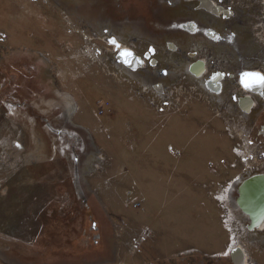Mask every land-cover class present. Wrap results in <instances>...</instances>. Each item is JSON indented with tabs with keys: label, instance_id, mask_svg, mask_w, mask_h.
<instances>
[{
	"label": "rangeland",
	"instance_id": "obj_1",
	"mask_svg": "<svg viewBox=\"0 0 264 264\" xmlns=\"http://www.w3.org/2000/svg\"><path fill=\"white\" fill-rule=\"evenodd\" d=\"M165 2L125 0L124 10L106 15L114 24L102 30L94 21L95 13L82 4L73 7L69 0H0V264H142L139 251L152 241L149 229L154 227L165 229L162 248L172 250L180 242L195 245L187 251L153 253L154 264H232L228 253L237 246L253 262L264 264V247H259L264 232L248 231L247 218L235 204L239 184L257 173L252 168L259 160L244 156L238 147L246 141L233 138L222 117L215 115L226 110L214 106L210 95V103L191 99L180 113H159L130 84L135 79L149 86L179 85L186 59L174 53L160 56L155 69L126 70L130 82L120 83L89 59L86 44L63 17L121 42L137 38L165 51L168 40L190 46L197 38L172 26L178 19L195 20L197 11ZM261 2L240 0L236 10L246 17L252 13L249 8L260 10ZM100 18V23L106 21ZM153 18L161 25V42L154 30L159 25L149 22ZM249 21L244 18L248 26ZM248 26L255 51H264ZM93 44L100 47L99 41ZM189 81L202 90L197 80ZM106 102L112 113L100 116L98 110ZM242 120L248 138L264 151L255 135L259 124L250 129ZM24 168L30 171L24 174ZM73 179L80 184L77 197ZM198 184L206 191L194 197ZM31 194L44 197L33 206H23ZM212 200L219 206L218 243L209 245L201 239L212 225L203 233L206 224L197 228L199 221L193 218L206 216L205 207H214ZM135 204L137 209L132 208ZM34 211L37 222H31ZM179 217L184 220L174 229L170 222L175 225ZM120 221L130 234L124 232L116 240L115 225ZM141 230L146 239L139 253H125L139 234L134 232ZM28 233L34 238L26 237Z\"/></svg>",
	"mask_w": 264,
	"mask_h": 264
},
{
	"label": "built area",
	"instance_id": "obj_2",
	"mask_svg": "<svg viewBox=\"0 0 264 264\" xmlns=\"http://www.w3.org/2000/svg\"><path fill=\"white\" fill-rule=\"evenodd\" d=\"M210 3L217 8H221L223 10H236V8L240 4V0H209ZM46 3V0H43ZM248 8V7H245ZM249 10L252 13H247L246 17L249 21V28H251L252 32L251 35L253 36V40L255 43H258L261 48L264 49V0L261 2L260 10ZM65 22L71 29V31L79 35L83 42L86 44L85 51L88 53L89 59L97 64L102 72L107 76L115 81L118 80L120 83H129L130 79L125 76V67L116 59V54L120 51H129L134 55L138 56L141 60V66L138 68L139 70H148L149 68L155 69L158 65L157 57L159 56H169L171 53L169 50H159L152 47L151 44H148L145 40L141 39H130L127 42H121L116 38L109 36L107 34L98 35L95 32L89 30L81 21L77 23H72L66 15L63 16ZM115 41V43H110L109 41ZM100 42V47L96 48L97 44H93V42ZM149 49H153V52H149ZM179 55H181L185 59L187 58V54H182L180 51H177ZM190 54V53H188ZM194 57V61L198 62L203 67V76H208L209 74H219L222 76L221 80L223 79V75L225 73H230L229 71L232 70L234 67L231 65L229 61V57H218L212 51H209L204 48H197L194 54H191ZM100 56V57H98ZM260 56V55H259ZM261 57V56H260ZM261 59H263L261 57ZM98 61V62H97ZM189 61V60H187ZM242 69H237L236 72V80L231 84V96L238 95L239 97H251L246 90L240 85L239 80L237 79V75L239 72H242ZM260 73L264 74V69H257ZM179 85L176 84L175 86H167L163 87L162 89L156 90L154 87L146 85L142 83L140 80H131V85H134L137 89V93H139L142 97L145 96L151 102V105L155 107V109L159 113H180L182 110V106L187 104L191 101V99H195L198 102H205L210 103L209 96L205 94L197 85L192 84L189 81L187 76H182L179 78ZM217 111V110H216ZM112 113V108L110 103L106 102L101 106L98 110V114L100 116L109 115ZM216 116L222 117L223 122L229 126V132L233 138L242 139V141H246L240 145L239 150L244 154V156L251 155L252 161L259 160L264 161V151L261 148L257 147L253 141L248 138L249 130L247 129V125L243 121L236 119L234 115L225 114L224 112L217 111L215 113ZM244 128L246 129L244 131ZM244 132L246 135L244 136ZM250 147V148H249ZM98 159L103 161V156H98ZM243 159H245L243 157ZM258 161V162H259ZM258 162H253L255 174H264V172H260L261 167L264 166V163L258 164ZM252 166V167H253ZM262 169V168H261ZM134 208H137L138 205H134ZM128 226L125 222L120 221V223L115 225V238H122V233L126 232L130 234V231H127ZM137 237H135L133 242L129 245L127 251L130 254H134L135 252L139 251L141 247V243L144 241L145 233L141 230L138 232ZM121 244H123L121 242ZM242 251L243 254V264H256L252 261L251 257H248L245 254L244 249L240 246H237Z\"/></svg>",
	"mask_w": 264,
	"mask_h": 264
},
{
	"label": "crops",
	"instance_id": "obj_3",
	"mask_svg": "<svg viewBox=\"0 0 264 264\" xmlns=\"http://www.w3.org/2000/svg\"><path fill=\"white\" fill-rule=\"evenodd\" d=\"M188 3H193L194 6H192L193 4H188ZM187 4H188V6L190 5L189 7L192 8L193 10H198V3L196 1H194V0L188 1ZM229 17H231V16H229ZM211 20L212 19H210V21ZM215 20H213L214 24H212V26H211L212 27V31L209 32L210 35L212 36V38H208V37H204L203 38V37H200V36H190V38L193 37V39L194 38H197V39L194 40V42H192L190 46H187L185 48L179 46V44L177 42H175V41L168 40L167 41L168 42L167 45L169 47L168 49L171 51V53H174L175 55H179L177 51H180L182 54H188L190 52V50L192 49V47L198 46V47H203V48H205L207 50H211V51L213 50L215 53L218 54V53H222V52H225V51L226 52H233V50H234L233 49V47H234L233 45L237 44V46L235 48L237 49V51H239V53L241 55L244 56V60H245V64H246V65H244V67L246 69H248V70H255L257 67H256L255 63L253 62V58H254L255 55H257L259 53H260L261 57H264V51H262V50L255 51V45L250 43L249 38H248V33L245 32V30L243 31V30H241L240 28H237V27H234L232 29L227 30V29H225V21L224 20H223V22L220 21V20H218V22H217ZM194 22H199L200 23V21L198 19L195 20ZM27 31L30 32V30H28V29L26 30V32ZM28 35H26V37H28ZM47 38H48V36H47ZM114 38H116V37H114ZM179 56H180V59L184 60V58L181 55H179ZM182 62L183 63H181V64H183V66L185 67L184 68L185 69V74L184 75H186L189 78V80H192V81L193 80H197V82L200 84L202 90L205 93H207L209 96L212 95L211 99L216 104L214 106L218 107L219 109L226 110L227 114H229V115H237V117H239V118H243L245 120L249 119L250 122H256L255 125L259 124V129L260 130L256 131V133H255L256 139H258V140H260L261 142L264 143V132L262 130V128L264 127V110H261L260 112L256 111L257 113L254 112V114L255 113L256 114L254 116H252L251 118H247V117L245 118V116L243 114H250L251 112H253L254 111V107L253 106L247 112L244 111L242 108H240V106H239L240 104L237 103V101L233 102V101L229 100V96L226 93V91L224 90V88L222 90V85H220V87H218V89L216 91H214V92L211 91L210 88H209L210 84H206L205 80H207V78L203 77L202 72L200 71L199 75H197V74H195L193 72V71L197 72V68L194 65L196 62L193 61V60H191V61H185L184 60ZM263 69H264V66H263ZM159 84H162L164 86L163 82H160ZM234 107H237L238 110H235ZM113 108H114V104H113ZM74 113L75 112H73L72 115ZM70 122H72L71 118H70ZM72 123L75 125L74 122H72ZM75 162H77L76 158H75ZM22 171H24V174H27V171H30V169L29 168H24V170H22ZM76 174H78L77 171L75 172V179H77V175ZM79 185H80L79 183L77 185V183H76V181L74 179L72 180V190H73V193H74V197L78 196L77 192H79V189H78ZM197 190H198L197 191L198 193L194 197H197V196L201 195L202 192L206 191L205 190V186L204 185L202 186V184H198ZM169 191L170 190H168V192L165 191L166 197H169V193H170ZM175 191L176 190H173V192H175ZM36 195H37L36 197H32V194H31L28 198H24L23 199L24 200L23 201V206H33V205H35V202H38L39 199H42L44 197L43 195H40V196H38V194H36ZM82 203H84V201H82ZM201 203L203 204V202H201ZM213 203H214L213 209H210V208L208 209L207 207H205L206 216H204L202 218H198V219L195 218V217L193 218V221H195V222L199 221V222H196L198 224L197 228H199L203 223L206 224L205 227L204 226L202 227L203 233L206 232V230L209 228L210 224L212 225V230L209 231V232L207 231L208 235L202 234L203 237L201 239L202 241L209 243V245L211 243L212 244L218 243V237H217V230L218 229H217V227L215 225V222L217 221L216 219H217L218 207L219 206L213 200L210 203L211 206L213 205ZM133 206H132L133 209H137L139 207L138 206L137 208H134ZM182 212H181V214H182ZM25 214H26V217L27 216L29 217V211L27 212V210H26ZM37 215H38L37 211H34V212L30 213L31 222H37V220H38V216ZM182 220H184V219L179 217L178 220L176 221L175 225H173L172 222H170V226L173 227L174 229H177L178 228L177 226H179V221H182ZM28 222H29V220H28ZM188 229H189V231L191 230L193 232V230L191 228H188ZM149 230L152 232V236L150 238V239H152V241L148 242V246L143 248L144 250L139 251L140 252L139 255H141V256H140V258H138V262H140L142 264H145L147 262V260H148L147 264H150V263L154 264V262H150V258H153L154 260L156 259V258L152 257L153 253H155L154 255H157V254L166 255L167 253H170V252L173 253L174 251L176 252L177 250H181V249H185V251H187L189 247H194L195 248V245L193 243H186V244L182 245L181 242L178 243L176 245V248L172 249V250L168 249V247L167 248H162L160 246V241L163 239L162 236H163V233H164L165 229L161 228V227H154V228H150ZM39 232H40V230H38V233ZM149 236H150V234H149ZM26 237L34 238V236H32L29 233L26 235ZM73 238L75 240L76 237H73ZM156 241H158V242L156 243ZM204 252H206V251H204ZM122 253H124V252H122ZM125 253L128 254L127 249H126ZM69 254H74V252H70ZM113 254L116 255L115 251L113 252ZM124 254H122V255H124ZM212 254H214V253H212ZM218 254H221V253H218ZM132 257H134V256H132ZM228 258L230 259V253H228ZM230 261H231V259H230ZM24 264H26V263H24ZM111 264H113V263H111Z\"/></svg>",
	"mask_w": 264,
	"mask_h": 264
},
{
	"label": "flooded vegetation",
	"instance_id": "obj_4",
	"mask_svg": "<svg viewBox=\"0 0 264 264\" xmlns=\"http://www.w3.org/2000/svg\"><path fill=\"white\" fill-rule=\"evenodd\" d=\"M70 1V5H72L73 7H76L78 8V6H84L86 8V10L88 12H93L96 14V16L94 17V21L96 23V25L98 27H100L101 29L102 28H105V29H102V30H108V26L111 25V24H114V22L110 19V17H106V15L109 14V12L113 11L114 9L117 10V12H119L120 10H124V5H125V0H69ZM166 2L164 4L168 5V6H188L187 4V0H178V2H176L175 4L173 3L174 1L172 0H165ZM82 4V5H81ZM183 4V5H182ZM92 7H95V9H91ZM176 9V8H175ZM174 9V10H175ZM197 11V14L196 15V19L195 20H199V22H194L195 20L193 19H190V20H185V21H181L180 19H178V21L172 26L173 28H175L177 31H180V32H185L186 34H188L189 36H200V37H208V38H212V36L210 35V31H212V24L213 23V20H216L218 22V20L222 21L223 20L225 21V29L229 30V29H232L234 27H237V28H240L241 30H245L246 32V28H247V23L244 22V18L247 20L246 17H244V15L240 12H237V10H232V14H231V17L232 16H235L234 17V21L232 19H230L231 17H225L223 15H220V16H214L208 12H205L204 10L202 9H199L198 10H195ZM237 14V15H236ZM101 15V16H99ZM100 17H105L106 21L104 23H100L101 21V18ZM233 18V17H232ZM210 19H212L210 21ZM153 26L155 25H159V28L158 29H154L160 39V42L163 40L161 39L162 37L160 36L161 35V25L160 23L157 21V19L153 18L152 20L149 21ZM249 27V26H248ZM170 28V27H169ZM160 30V31H159ZM111 36V35H109ZM137 39V38H136ZM165 41L167 39H164ZM167 41L164 42V48L169 50L168 48V45H167ZM233 52H222V53H215L213 50L212 52L218 56V57H225V56H228L230 59V63L231 65L234 67L232 70H230L229 72L230 73H225V75H223V79L219 81V84L222 85V90L224 88L225 90V87L227 88L228 92H229V95L231 94V84L233 82H235L236 80V74L238 72H236L237 69H241L240 67L241 66H244L246 65L245 64V60H244V56L241 55L239 53V51H237V49L235 48L237 46L236 45H233ZM197 48H203V47H198V46H194L192 47V49L190 50V54H187V58L189 59H186L191 61L193 60L194 61V57H192L191 54H194V52L196 51ZM205 49V48H204ZM170 51V50H169ZM211 51V50H209ZM171 52V51H170ZM160 57L158 56L157 57V61H160L159 59ZM263 59H258V57L255 55L254 58H253V62L255 63L256 67L258 66H261V69H263V66H264V57H262ZM185 59V58H184ZM258 68H256L257 70ZM162 70L164 71L162 68L159 69V71ZM241 72H239V74L237 75V79L239 80V75H240ZM263 74V73H262ZM214 75H216V73H214ZM264 75V74H263ZM206 81V84H210L209 83V80H205ZM225 84L227 86H225ZM159 85V83L156 84V86ZM161 85V89L164 87L162 84ZM153 87V86H152ZM226 91V90H225ZM238 95H235V96H231L229 97V100L230 101H233L235 102L236 99H238ZM252 106L254 107V111L251 112L250 114H243L245 116V118H251L252 116H254L258 111L260 112L261 110H264V87H263V90L261 92V94H256V95H252ZM4 102L7 104H9V100H4ZM12 103V102H11ZM13 104H16L15 106ZM12 106L14 107H21L22 104L19 103V102H15V103H12ZM235 110H238L237 107H234ZM257 111V112H256ZM254 112H256L254 114ZM241 120L240 121H243L242 118H240ZM247 122H249V128L251 129L250 125H254L256 122H250V120H246ZM263 130V128H262ZM264 132V130H263ZM66 136V134H64ZM64 135H62L61 137H63ZM60 136V134H59ZM72 154H75L77 153V151L73 150L72 149ZM75 158V157H74ZM255 232V231H253ZM258 232H264V230H261V231H257ZM254 242V241H253ZM260 242H263L262 244L260 243V248H262V246L264 247V236L263 238L260 240ZM255 243V242H254ZM262 245V246H261Z\"/></svg>",
	"mask_w": 264,
	"mask_h": 264
},
{
	"label": "water",
	"instance_id": "obj_5",
	"mask_svg": "<svg viewBox=\"0 0 264 264\" xmlns=\"http://www.w3.org/2000/svg\"><path fill=\"white\" fill-rule=\"evenodd\" d=\"M191 1V0H187ZM198 3V8L208 12L214 16L223 15L225 17L231 16V12L223 10L221 8L214 7L208 0H194ZM130 53V55H129ZM116 59L128 70L136 71L141 66L142 60L129 51H120L116 54ZM195 67L199 75L200 71L203 72V67L200 63L196 62ZM194 68V67H193ZM245 74H248L247 76ZM259 74L264 76L262 73L255 70H243L239 75V83L244 90L248 91L252 95L261 94L264 82H257L256 76ZM220 75H211L209 78L210 90L216 91L220 87L219 81L221 80ZM247 80L249 87L245 88L242 81ZM161 85L157 86L160 89ZM156 89V90H158ZM239 103L240 108L244 111H248L252 107V98L244 97L236 100ZM247 106V107H246ZM264 130V127H263ZM235 204L240 212L247 218V230L250 232L255 231L264 222V174L252 175L244 179L237 188V196ZM230 259L232 264H243V254L239 248H234L230 252Z\"/></svg>",
	"mask_w": 264,
	"mask_h": 264
},
{
	"label": "snow or ice",
	"instance_id": "obj_6",
	"mask_svg": "<svg viewBox=\"0 0 264 264\" xmlns=\"http://www.w3.org/2000/svg\"><path fill=\"white\" fill-rule=\"evenodd\" d=\"M109 42L113 43V44L115 43L114 40L113 41H109ZM148 51L149 52H153L154 50L153 49H149ZM129 55H130V53H129ZM245 75L247 76L248 74H245ZM254 75L256 76L257 82H264V76H260L259 74H254ZM242 83L244 84L245 88H248L250 86L247 80L242 81ZM17 147H20V146L17 145Z\"/></svg>",
	"mask_w": 264,
	"mask_h": 264
},
{
	"label": "bare ground",
	"instance_id": "obj_7",
	"mask_svg": "<svg viewBox=\"0 0 264 264\" xmlns=\"http://www.w3.org/2000/svg\"><path fill=\"white\" fill-rule=\"evenodd\" d=\"M208 2L210 3V1L208 0ZM244 71L245 70H248V69H243ZM261 230H264V222H262V225L260 227H258V229H256L255 231H261Z\"/></svg>",
	"mask_w": 264,
	"mask_h": 264
},
{
	"label": "trees",
	"instance_id": "obj_8",
	"mask_svg": "<svg viewBox=\"0 0 264 264\" xmlns=\"http://www.w3.org/2000/svg\"><path fill=\"white\" fill-rule=\"evenodd\" d=\"M142 83H144V82H142Z\"/></svg>",
	"mask_w": 264,
	"mask_h": 264
}]
</instances>
